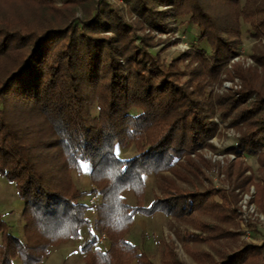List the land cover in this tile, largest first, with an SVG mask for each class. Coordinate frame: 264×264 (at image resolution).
Returning <instances> with one entry per match:
<instances>
[{
	"label": "trees",
	"instance_id": "obj_1",
	"mask_svg": "<svg viewBox=\"0 0 264 264\" xmlns=\"http://www.w3.org/2000/svg\"><path fill=\"white\" fill-rule=\"evenodd\" d=\"M60 1L89 13L79 18L60 12L56 18L54 0H0L40 8L35 22L31 17L15 22L0 13V175L15 186L24 205L23 239L0 217V264H41L53 249L78 240L84 230L90 233L82 249L84 264H151L126 239L135 214L181 218L217 209L211 195L205 203L199 193L183 192L175 184L164 189L160 180L162 197L143 205L145 177L172 171L181 155L214 135L216 125L208 118L212 100L199 86L196 90L189 85L190 92L177 86L156 53L147 51L146 44L134 45L131 30L112 5ZM215 1L238 7L242 0ZM124 2L156 31L166 29L169 12L152 7L175 8L197 30L186 33L202 66L221 69L238 54V43L227 37L228 30L218 24L205 0ZM238 15L250 36H264V2L250 0L240 5ZM99 32L114 35L121 48L113 50L109 38L96 37ZM252 57L264 65V55ZM238 76L242 90L217 104L224 107L222 118L232 119L239 132L231 151L253 155L264 144V92L247 74ZM132 146L134 157H119ZM83 163L92 169L94 187L87 192L72 180ZM125 192L134 195L135 205L127 204ZM86 193L99 198L92 221L87 218L91 207L81 201ZM102 234L109 241L105 249L95 247ZM241 254L226 255L218 264H245L249 256L241 259ZM167 263L181 264L170 255Z\"/></svg>",
	"mask_w": 264,
	"mask_h": 264
},
{
	"label": "rangeland",
	"instance_id": "obj_2",
	"mask_svg": "<svg viewBox=\"0 0 264 264\" xmlns=\"http://www.w3.org/2000/svg\"><path fill=\"white\" fill-rule=\"evenodd\" d=\"M102 1L112 5L113 11L118 13L125 24V29L131 30L135 46L146 44L147 51L158 55L160 64H167L164 69L170 72L168 76H173L171 80L177 86L189 89L190 85L196 90L199 86L205 91L207 98L212 100L208 118L211 117L209 121L216 125L210 139L202 140V145L190 154L181 155L172 171L157 176L162 180L154 175L144 178L143 205L149 206L154 196L162 197L158 191L160 180L164 189L168 184H175L183 192L199 193L205 203H209L211 195L212 206L217 209L198 210L181 218L162 213L149 217L135 214L127 241L142 252L145 251L143 253L151 264H170L167 263L169 255L181 264H218L224 256L239 251L242 253L241 259L249 256L245 264H264V144L253 155H237L231 151L239 138V132L232 127V119L222 118L224 107L217 104L219 99L235 97L242 90L243 83L238 76L242 72L264 92V65L256 64L252 57L264 55V36H250L248 26L238 15L240 5L250 0H242L238 7L205 0L218 24L228 30L227 37L239 45L238 54L232 56L221 69L212 64L209 67L202 66L196 61V48L189 44L191 39L186 32L190 30L194 34L197 30L183 22L185 18L175 8L152 7L155 12H169V17L164 21L166 29L156 31L139 18L132 4L124 0ZM53 3L52 12L56 18L60 12H65V17L75 14L79 18L89 13V10L81 6H64L60 0H54ZM39 11L37 6L27 9L19 3H0V13L15 22L22 17H31V21L35 22ZM234 30L240 31L238 37L232 33ZM97 35L100 39L109 38L113 50L121 48L113 39L114 35L105 32ZM168 64L170 68H167ZM96 113L93 108L92 115ZM136 154L137 150L132 146L120 153L119 157L129 159ZM82 165L80 174L72 173V180L87 192L94 187L89 178L90 164ZM92 196L86 193L81 201L89 205ZM124 197L127 204L135 205V197L131 192H125ZM23 208L15 186L0 175V217L19 239H23ZM100 237L107 240L104 234Z\"/></svg>",
	"mask_w": 264,
	"mask_h": 264
},
{
	"label": "crops",
	"instance_id": "obj_3",
	"mask_svg": "<svg viewBox=\"0 0 264 264\" xmlns=\"http://www.w3.org/2000/svg\"><path fill=\"white\" fill-rule=\"evenodd\" d=\"M95 212L90 210L87 213V218L92 221ZM94 234L96 232L92 231ZM89 231L84 230L81 237L76 241H70L58 248L53 249L48 258L41 264H84L82 249L87 244L89 239ZM109 246V241L106 238H98L95 243L96 248L105 249ZM147 249V247H146ZM145 253V251H143ZM148 252V251H147ZM12 264H22L19 260H14ZM136 264V263H133Z\"/></svg>",
	"mask_w": 264,
	"mask_h": 264
},
{
	"label": "built area",
	"instance_id": "obj_4",
	"mask_svg": "<svg viewBox=\"0 0 264 264\" xmlns=\"http://www.w3.org/2000/svg\"><path fill=\"white\" fill-rule=\"evenodd\" d=\"M91 198H92V201L90 200L89 206L91 207V210L95 212V208H96V206L98 204L99 198H98L97 195H93ZM88 241H89V239H88Z\"/></svg>",
	"mask_w": 264,
	"mask_h": 264
},
{
	"label": "snow or ice",
	"instance_id": "obj_5",
	"mask_svg": "<svg viewBox=\"0 0 264 264\" xmlns=\"http://www.w3.org/2000/svg\"><path fill=\"white\" fill-rule=\"evenodd\" d=\"M81 167H83V165H81ZM89 170H92L91 168Z\"/></svg>",
	"mask_w": 264,
	"mask_h": 264
}]
</instances>
